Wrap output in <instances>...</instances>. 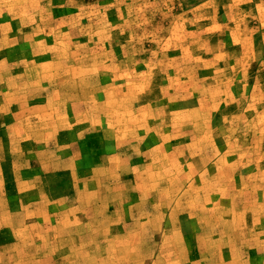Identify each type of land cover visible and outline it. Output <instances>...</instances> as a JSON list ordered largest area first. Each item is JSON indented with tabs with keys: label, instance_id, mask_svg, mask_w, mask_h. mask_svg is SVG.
Here are the masks:
<instances>
[{
	"label": "rangeland",
	"instance_id": "1",
	"mask_svg": "<svg viewBox=\"0 0 264 264\" xmlns=\"http://www.w3.org/2000/svg\"><path fill=\"white\" fill-rule=\"evenodd\" d=\"M12 77L75 125L39 156L0 130V202L83 210L0 264H264V0H0Z\"/></svg>",
	"mask_w": 264,
	"mask_h": 264
},
{
	"label": "crops",
	"instance_id": "2",
	"mask_svg": "<svg viewBox=\"0 0 264 264\" xmlns=\"http://www.w3.org/2000/svg\"><path fill=\"white\" fill-rule=\"evenodd\" d=\"M15 79H17V77H12L8 82L9 85L2 97L5 99H11L12 103L7 105L6 102H0V130L2 128L6 130V141L11 146H20L22 148L25 142L32 141V143L39 148L36 152L39 156L41 143L57 141L58 135H61L63 131L71 130L75 124H72L70 119L63 117L62 110L57 108L56 104H54L53 108H50L48 100H37L38 92L26 89V86L20 90V85L25 84V82L18 81L19 83H17V80ZM21 80L24 79L21 78ZM12 83L17 85L13 86ZM48 99L50 98L48 97ZM3 117H5L6 121L5 119L3 120ZM1 136L2 135H0V137ZM72 145L74 144H67V146ZM47 147H50V145H47ZM23 157L24 159L27 157V154L24 151L23 156H20L19 158L22 159ZM0 161H2L1 154ZM41 176L43 177L44 175L41 173ZM29 178L30 177H24L20 174L18 181L19 183L22 182L24 185L30 184L33 179ZM17 192L21 193L23 197L29 194L28 190H25L24 187L22 190H18L17 188ZM81 194L82 196L90 195L91 191L89 188H83ZM7 196L8 193L5 189L0 188V197ZM42 202L43 203L40 202L33 205L30 204L29 201L23 202L22 200V203L19 204L18 208H13L9 202H0V229L3 227H9L12 230V238L6 241L5 245L1 246L0 252L6 249L7 251L12 250L15 246L19 247L21 245L22 256H24V253L26 254L27 244L31 241L29 229L35 224L32 223L35 221H31L30 219V211L37 210L43 211L44 213H54L55 218L50 220V224L46 223L48 221L46 219L40 220L38 218L36 220L37 227L40 228L49 226L72 227L78 224L80 219L76 217L77 215H67V212L70 210H83L77 208L79 206L77 203L69 204V206L75 208H67L66 206L65 208L59 207L55 209L52 206L53 204L44 203V200ZM57 213L58 215L56 217ZM107 225L110 226V224ZM60 235L61 233L55 234V242H62L66 239L65 235Z\"/></svg>",
	"mask_w": 264,
	"mask_h": 264
}]
</instances>
